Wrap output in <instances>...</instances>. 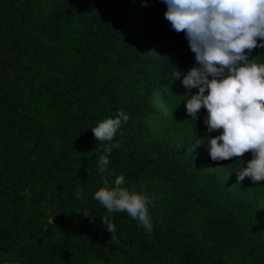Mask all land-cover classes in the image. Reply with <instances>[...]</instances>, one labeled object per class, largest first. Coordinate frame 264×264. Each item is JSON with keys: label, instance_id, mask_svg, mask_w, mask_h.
<instances>
[{"label": "trees", "instance_id": "trees-1", "mask_svg": "<svg viewBox=\"0 0 264 264\" xmlns=\"http://www.w3.org/2000/svg\"><path fill=\"white\" fill-rule=\"evenodd\" d=\"M165 8L0 0V264H264V181L236 182L250 151L212 161L193 147L206 139L205 111L188 117L195 89L173 72L186 73L194 54ZM249 59L264 63V48ZM118 110L129 119L96 142L90 127ZM118 174L153 196L150 236L92 198Z\"/></svg>", "mask_w": 264, "mask_h": 264}, {"label": "clouds", "instance_id": "clouds-1", "mask_svg": "<svg viewBox=\"0 0 264 264\" xmlns=\"http://www.w3.org/2000/svg\"><path fill=\"white\" fill-rule=\"evenodd\" d=\"M164 18L176 32H183L194 65L186 73L175 70L174 80L186 90L195 89L183 100L188 117L201 118L206 135L194 138V146L204 145L212 161L239 157L250 151L251 159L234 173L239 184L245 178L264 181V63L249 59L254 47L264 48V0H162ZM188 93V92H187ZM128 114L118 110L90 127L97 141L112 142ZM217 130H219L217 132ZM217 132L209 136L207 133ZM114 144H105L97 160V171L108 170ZM235 159V160H237ZM124 176H115L111 186L93 193L107 213L126 212L149 236L153 232L148 206L153 196L123 186ZM88 215L87 212H81ZM101 225L113 234L109 215L100 216ZM114 239V237H112Z\"/></svg>", "mask_w": 264, "mask_h": 264}]
</instances>
